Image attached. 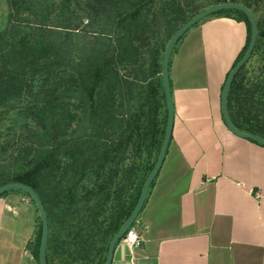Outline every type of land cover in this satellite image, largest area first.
I'll return each mask as SVG.
<instances>
[{"label":"trees","instance_id":"trees-1","mask_svg":"<svg viewBox=\"0 0 264 264\" xmlns=\"http://www.w3.org/2000/svg\"><path fill=\"white\" fill-rule=\"evenodd\" d=\"M157 1L6 0L0 186L21 183L39 195L49 229L47 264H104L156 161L167 121L163 53L200 11L194 0ZM226 1L248 7L258 26L253 51L231 83L229 116L240 131L264 138V0ZM209 16L245 23L234 65L249 43L247 15L227 9ZM10 192L34 203L18 189L0 197ZM41 230L39 217L27 245L37 262Z\"/></svg>","mask_w":264,"mask_h":264},{"label":"crops","instance_id":"crops-1","mask_svg":"<svg viewBox=\"0 0 264 264\" xmlns=\"http://www.w3.org/2000/svg\"><path fill=\"white\" fill-rule=\"evenodd\" d=\"M246 37L243 21L209 16L176 44L173 129L138 216L143 240L136 248L121 240L112 264H264V146L233 134L220 106ZM24 199L0 197V264H35L27 246L35 211Z\"/></svg>","mask_w":264,"mask_h":264},{"label":"water","instance_id":"water-1","mask_svg":"<svg viewBox=\"0 0 264 264\" xmlns=\"http://www.w3.org/2000/svg\"><path fill=\"white\" fill-rule=\"evenodd\" d=\"M227 9L239 10L247 15L250 21V25H251V34H250L248 46L244 54L230 69L224 81L222 91H221V100H220L222 119L225 125L227 126V128L236 136L257 142L261 145H264L263 137L240 131L234 126V124L232 123L230 119L229 112H228V105H227V99H228V94H229L232 80L234 76L236 75V73L238 72V70L249 59L253 51V48L255 46L257 34H258L257 20L253 12L248 7L240 3H234V2H229V1L217 3L215 5H212L210 7H207L205 9L198 11L190 19H188L185 23H183L173 33V35L171 36V38L169 39L165 47V51L163 53L162 62H161V80H162L163 91H164L166 107H167V121H166L165 130H164L162 144H161L158 156L156 158V161L141 187L139 196L137 198V201L131 213L129 214L127 219L123 222V224L120 226L118 231L112 236L111 240L109 241L107 257H106L104 264H112L114 249L117 245V242L125 235L127 230L132 226V224L138 217L140 211L142 210V207L147 198L149 187L152 181L158 175L160 168L162 166V163L166 156V151L169 146L170 139H171L173 122H174V105H173V100H172V91H171L170 77H169V62H170V57H171L173 48L175 44L177 43V41L179 40V38L186 31H188L192 26H194L196 23L200 22L202 19L208 17L209 15H212L218 11L227 10ZM11 189H18V190L26 192L35 203V206L37 208V211L40 217L41 228H42L40 245H39V250H38V263L47 264L46 246H47L49 229H48V221H47L44 205L39 195L31 187L21 184V183H5L1 185L0 186V196L3 193Z\"/></svg>","mask_w":264,"mask_h":264},{"label":"rangeland","instance_id":"rangeland-1","mask_svg":"<svg viewBox=\"0 0 264 264\" xmlns=\"http://www.w3.org/2000/svg\"><path fill=\"white\" fill-rule=\"evenodd\" d=\"M160 1V0H158ZM157 1V2H158ZM218 1L220 0H194L193 2V7L195 6L197 9H205L207 7H210L212 5H215L217 3H219ZM222 2V0H221ZM261 5L262 7H264V1H261ZM191 6V7H192ZM264 9V8H263ZM7 11H8V6H7V2L6 0H0V30L5 26L6 24V21H7ZM28 16L30 17V14H28ZM154 42H156V40L153 38L152 39ZM153 43V42H152ZM25 196V195H23ZM26 197V196H25ZM27 199V200H26ZM26 201H30L28 197H26ZM30 203L31 205H33V208H34V211H35V218H34V222H35V229H34V233H33V237L35 236V231L38 229L39 227V214H38V211H37V208L35 206V203L33 202H28ZM33 239V238H32ZM35 264H38L37 261H35Z\"/></svg>","mask_w":264,"mask_h":264},{"label":"built area","instance_id":"built-area-1","mask_svg":"<svg viewBox=\"0 0 264 264\" xmlns=\"http://www.w3.org/2000/svg\"><path fill=\"white\" fill-rule=\"evenodd\" d=\"M136 225H138V218H136L132 226L125 233V236L122 238V241H124L130 248L139 247L143 240L142 228L138 229L136 228Z\"/></svg>","mask_w":264,"mask_h":264}]
</instances>
